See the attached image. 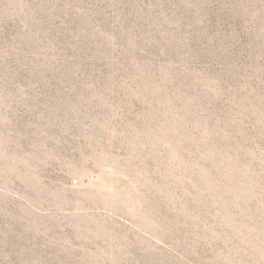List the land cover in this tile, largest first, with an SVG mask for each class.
Listing matches in <instances>:
<instances>
[{
    "label": "rangeland",
    "instance_id": "rangeland-1",
    "mask_svg": "<svg viewBox=\"0 0 264 264\" xmlns=\"http://www.w3.org/2000/svg\"><path fill=\"white\" fill-rule=\"evenodd\" d=\"M0 264H264V0H0Z\"/></svg>",
    "mask_w": 264,
    "mask_h": 264
}]
</instances>
